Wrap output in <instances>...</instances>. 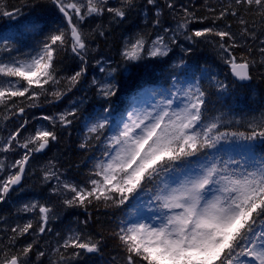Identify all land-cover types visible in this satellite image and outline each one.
Instances as JSON below:
<instances>
[{"label": "snow or ice", "instance_id": "snow-or-ice-1", "mask_svg": "<svg viewBox=\"0 0 264 264\" xmlns=\"http://www.w3.org/2000/svg\"><path fill=\"white\" fill-rule=\"evenodd\" d=\"M147 2L152 5L155 0ZM234 2L249 10L258 9L257 15L264 21V0ZM52 3L67 27H60L45 37L35 55L0 62V107L9 111L16 108L13 114L25 112V107L18 106L16 99H39L40 92L35 88L47 92L45 86L52 87L50 95L56 100L71 91L86 73L89 44L82 23L87 17L103 15L105 10L123 20L125 8H130L133 0H122L121 7L106 9L107 0H52ZM168 7L174 6L169 3ZM208 11L214 13L212 8ZM183 12L184 17L177 27L186 30L196 17L188 8ZM228 12L229 8H223L215 20L225 18ZM0 14L14 15L4 10L2 3ZM159 14L158 10L157 16ZM231 15L236 17L238 11L232 9ZM159 23V19L154 21L156 25ZM239 23L242 38L257 39L256 33L249 31L246 20L241 18ZM35 29L32 21L20 23L8 34L0 35V49L8 51L14 40ZM99 35L105 33L100 31ZM210 35L219 37L222 59L231 76L241 83L251 81L255 60L245 55L238 58L233 53L232 49L241 45L230 31L208 27L193 31L186 38ZM172 42L175 43V39ZM260 44L264 45V40H260ZM68 48L82 64L79 71L66 78V88L61 91L56 89L63 78L57 77L55 58L61 49L67 51ZM145 51L155 58L167 57L171 49L163 36L158 35L149 47L145 37L138 34L125 41L121 56L127 62H136L143 59ZM185 51L191 52V49ZM251 51L249 48L248 55ZM259 52L264 62V47H260ZM174 67L185 68L184 82L173 75L168 88L138 86L126 114L123 109L117 113L111 106L112 97L118 92L117 85L93 79L92 84L97 86L98 95L107 106L100 112L89 113L86 140L103 139L102 155L94 160L83 185L62 181L54 165L44 171L43 180L45 183L56 181L51 192L63 195L66 208L87 210L96 204L130 209L135 218L122 219L118 230L112 233L123 253L124 264H264V154L256 152L257 142L264 145V114L258 122L249 124L251 131L248 133L221 132L223 114L208 118L209 93L201 87V82L210 80L216 87L217 101L221 103H226V96L230 95L228 85L205 69H199L197 75V70L188 69L183 59ZM100 70L103 72L104 68ZM75 115V109L61 113V126L70 125L72 121L68 117ZM42 118L55 127V118ZM27 123L20 124L0 145V153L14 148L25 150L20 159L8 166L0 161V177L9 168L16 170L9 172L6 179L0 178V202L21 183L32 154L43 151L50 142L57 140L55 131L39 127L34 135L30 134L21 142L19 136ZM108 129L112 134L105 136ZM80 147H87V143H81ZM37 208L41 221L39 233L50 231L47 224L51 208L33 202L25 204L22 210L29 212ZM32 228V221L22 227H13L9 244L14 247L17 239L29 234ZM33 247L34 242L16 251L0 247V264H30ZM60 247L65 251L76 249L72 256L79 257L82 252L99 253L101 241L91 237L85 239L75 233ZM44 255L38 252L37 259ZM60 258L63 259V255ZM115 259L113 257V262Z\"/></svg>", "mask_w": 264, "mask_h": 264}, {"label": "trees", "instance_id": "trees-1", "mask_svg": "<svg viewBox=\"0 0 264 264\" xmlns=\"http://www.w3.org/2000/svg\"><path fill=\"white\" fill-rule=\"evenodd\" d=\"M47 2L48 0H0L4 10L16 13V10L19 9L20 14L17 21L11 22L10 27H6L4 31L5 34L12 31L16 26L15 24L18 26L25 21H32L36 25L35 31L29 32L33 33L28 35L30 36V41L27 39L28 36H26V33L23 37L19 38L20 54L22 57H26V55L33 53V51L37 53L39 48L34 49L33 47H37L39 42L45 40V37L50 35L53 31H57L54 26H57V22L60 24L62 22L60 19L61 22L54 21L56 18V16L54 18V8ZM184 2L186 7L193 10L201 20L200 23H195L194 28L197 29L212 24L215 16H218L223 8H229L226 17L216 20V25L220 26L226 21L233 31L239 35L236 42L241 46L232 49L233 53L238 58L241 55H245L249 60H255V64L251 68L252 79L248 86V88L251 87V89H253V92L249 94L247 87L238 86L229 79L226 74L225 65L218 58L217 51L214 50L212 45L208 42L207 37H192L190 44L186 48L191 49V52L185 51L174 57L176 61L175 64H178L183 59L188 69L197 70V75H199V69H205L210 75H215L217 79L228 85L230 95L226 96V103H221L217 101L218 93L216 87L210 80H203L201 82V87L209 93L208 99L210 103L207 106L208 110L206 115L208 118H213L223 114V123L220 126L221 132L248 133L251 131L249 124L258 122L262 114H264V62H262V55L259 52V48L264 47V45L260 44V40H264V21L257 15L258 9L253 7L249 10L247 6L235 5L234 0H184ZM121 6L122 4L119 5V7ZM209 8H212L214 13L209 12ZM232 9L238 11L236 17L231 15ZM162 12L165 13L166 11L162 10ZM134 16L135 15H128V20L132 17L131 22L121 23L129 25L124 33H129L130 30L134 31L137 29L136 26H139L137 15ZM125 17L127 18V16ZM204 17L207 18L201 19ZM241 18L248 22L249 31L255 32L257 39L251 40L246 37H241L242 25L239 23ZM4 22V15L0 14V24ZM96 24L93 31L95 36H97L99 31L119 33L118 39L120 41V38H122L124 34L120 29L117 30L112 28V30H109V19L102 20V22ZM62 25L64 24L62 23L61 26ZM249 48L252 49L250 55H248ZM68 57L65 50L61 49L58 52L55 58L56 74L59 71L58 69H64L63 61ZM58 64H60L59 67ZM174 65L169 66L167 59L151 61L150 63H143L142 61L132 63L128 68V74L125 78L122 77L118 80L119 75H117V80L119 81V83H117L118 92L130 97L136 94L138 86L140 85L158 89L168 88L172 82L173 75L181 82H184L186 79L185 68H175ZM192 79L194 81L195 78L192 77ZM76 131L69 128L64 129L62 131L63 133L58 137L57 148L52 155L54 160L61 165L74 180L84 181L91 170V163L88 158L92 153V147L89 146V142H84L87 143V147L81 148L80 144L82 140L79 136L75 135ZM91 144H95V142L90 143V145ZM256 152L258 155L264 154V145L257 142ZM28 187L36 190L40 189L39 182L35 177L33 180L30 179ZM73 210L74 214L68 216L66 221L60 226L64 228L72 226L78 229L79 234L84 235L85 238L91 237L94 240H100L101 251L95 256L84 255L82 260H74L72 259V254H67V250L59 249V256L56 255L53 258L60 259L61 261H59V264H124L123 253L119 247L118 241L112 236V233L118 230V219L122 213L121 208L104 207L103 205L98 206L93 204L88 207L87 210L84 208H73ZM21 217L22 211L18 209V207H13V209H10V205H2L0 207V247L7 246L12 248L13 251H16L25 246L23 244L27 243L28 239L26 235L19 237L14 247L9 244V238L13 236L11 229L17 225H21ZM85 221H87V223H84ZM62 229L59 228L60 237L64 234ZM53 241L54 240L34 241L30 259L35 260V263L39 260V262H44V264H50L51 261H44V257L37 259L35 253L37 250H41V252L44 251L50 255H54L51 251V244ZM30 243H33V241ZM56 244L59 248L58 241H56ZM61 255H63V259L60 258ZM113 257L116 258L115 262H113Z\"/></svg>", "mask_w": 264, "mask_h": 264}, {"label": "rangeland", "instance_id": "rangeland-1", "mask_svg": "<svg viewBox=\"0 0 264 264\" xmlns=\"http://www.w3.org/2000/svg\"><path fill=\"white\" fill-rule=\"evenodd\" d=\"M110 1H112V3L116 2V0H110ZM141 3H144L143 0H136L130 8H127V12H128V15H135V16L137 15L138 17L143 19V20H139L138 23L148 22V26L144 27L143 31H141V29H139L137 31H133L131 34H129V35H131V37H129V39L135 38L138 34H142L146 39L147 46L150 47L152 44V41L155 40L158 35L163 36L165 39V43H167L169 48L171 49V51L168 55V57L170 59H173V57L176 53L185 51V49L187 48V46L190 44V41H191V40L187 39L186 37L191 36L192 32L196 31V30H203L204 28L213 27L217 30L230 31L233 35L236 36V38L239 37V35L233 31V29L230 27V25L228 23H226V21H224L220 26H217L216 25L217 22L214 19L215 23L212 22V24H210L206 27H200V29L194 28L195 23H200V21H201L196 17V15H195L196 19L192 20V22H190L188 24V27L186 30L185 29H178V27H177L178 23L181 22L182 18L184 17L183 9L187 8L184 0H155V3L152 5L148 4L147 0H145L146 5L144 4V6H140ZM169 3H171L174 7L169 8L168 7ZM115 8H118V6H115ZM158 10H159V13H163L162 10L166 11L165 14L168 12H171V11L175 12V14H177L180 18H176L174 16H172V18H170V17L165 16L164 21H161L158 25H156V24H154V21L156 20ZM189 11L192 12L190 9H189ZM146 13L149 14L148 18H147ZM108 15L110 16V18L114 19L113 21H111V23H114V22L117 23L118 18H114L111 13H108ZM90 18H92V16L87 17L83 23H85L88 26H91L88 23ZM130 18H132V17H130ZM13 19L14 18H12V20ZM109 22H110V20H109ZM130 22H131V20H130ZM94 28L95 27H92L91 30L93 31ZM126 29H127V27H123L122 32H125ZM165 29H167V31H165ZM118 37H119V33H107L106 32L104 35V38H107V42L101 37H97V39L102 44L106 45V43H107V45H110L111 48H113V46L115 44H117V42L119 41ZM206 37L208 39V42L214 48V50L217 51L218 58L222 62H224L222 59L221 50L219 49V43H220L219 37L211 36V35L206 36ZM173 39H175V41H176L175 43L172 42ZM124 44H125V42L122 45L123 47H124ZM123 47L121 48V51L123 50ZM119 57L122 61H125L123 59V57L121 56V52L119 54ZM143 58L149 59V58H153V57H150L148 55L147 51H145ZM155 58H161V57H155ZM111 65H112V61L109 59L89 57V67L86 68V73L84 74V77L82 78V80L80 78V82L77 85L78 86H84V87L92 86L95 88V90H97V86L92 84L93 79L97 80L100 83H110V78L112 76V70L110 69ZM98 68L99 69L104 68V71L102 74L98 73V71H97ZM99 72H102V71L100 70ZM125 73H126V71H125ZM247 90H248L249 94L253 92V89H251V87H249ZM80 101L81 100H79L78 98H76L74 96H70L67 99V102L65 103V105H63L62 108H60V109H55L56 112L53 114H50L49 117L58 118L61 113L71 112L74 109L76 110L77 109L76 107L78 106V103ZM177 103H180V101H177ZM39 127L46 128V122L44 124H36L35 123V124H32L31 126H29V128L25 129V131L21 134V139L24 140L30 134L34 135L35 130ZM86 129L87 128H85L84 130H86ZM11 132H13V130H8L4 135H2L0 137V145H2L3 143H5L7 141V137L11 134ZM11 152H12L11 158H8L7 156H4V155L3 156L0 155V161H2L5 166H8V165L14 163L16 159H20L19 158L20 155L18 154L17 150L15 151V148ZM48 162L49 161L45 160V159H41V161L32 162V164H31V170L32 171L30 172V179L33 180V178L35 177L37 179V181L39 182V184L46 185V190H45L46 192L52 193L51 188L53 185L56 184V181L51 180V181L45 183L43 180L44 173H41V174L39 173V171L41 169H43L45 171L47 168H49ZM55 170H57V169L55 168ZM9 172L14 173L15 169L9 168L8 170H6L3 173V177H0V178L6 179ZM58 174L60 175L62 181H68L62 175V173H60L59 171H58ZM19 193L23 196L22 202L20 203V209L21 210L23 209V206L25 204H31L33 202H38L40 204H44L47 207L52 209V211L49 213V224L51 222L55 221L57 218H59L62 210L65 209L63 206L59 205L58 202H55L54 200L44 196L41 189L36 190V189L32 188L30 190L28 186H25ZM56 196H57L58 201L63 203V195H56ZM45 202H47V203H45ZM25 214L29 218V220L34 219V221H33L34 230L32 231V234L29 235V238L27 239V243H24L23 245L26 246L28 243H30L32 241L33 242L34 241L41 242L42 239H47L48 235H49V234H47V232L38 233L39 225L41 222L40 218H39L38 208L35 211L25 212ZM134 218L135 217L131 214L129 219H134ZM29 220H28V222H29ZM25 222L27 223V220H25ZM49 224H47V226ZM38 252L39 251H37L35 253V255H37ZM56 261H61V260L55 258L54 262H56Z\"/></svg>", "mask_w": 264, "mask_h": 264}, {"label": "bare ground", "instance_id": "bare-ground-1", "mask_svg": "<svg viewBox=\"0 0 264 264\" xmlns=\"http://www.w3.org/2000/svg\"><path fill=\"white\" fill-rule=\"evenodd\" d=\"M136 0H133V3L135 2ZM111 1L110 0H107V3L106 4H110ZM132 3V4H133ZM119 5V4H118ZM140 6H144V3H141ZM194 14L195 12L193 10H191ZM104 12H107L106 10ZM196 15V14H195ZM170 17L172 18V16L176 17V18H180L179 16H177V14H175V12H168V13H160L159 16H156V19H159V21H164V17ZM196 17L200 20L199 16L196 15ZM109 20H110V23H109V26H108V29L109 30H112V28H115V29H120L122 31L123 27H129L128 24H117V23H111V21H113L114 19L110 18V17H107ZM98 22H102V21H93L92 18L89 19V24L91 26H88L86 25L85 23H82L81 25V28H82V31L84 32V34L86 35L87 39H88V44H89V49L86 53V56L88 57H92V58H103V54L105 51H109L111 52L112 54H116L115 55H119L120 52H121V44L124 43L126 40L129 39V37H131V35H129V33L131 32V30L129 31V33H124L122 38H120V41L117 43V45L115 44L113 46V48H111L110 45H104L102 44L101 42L99 41H93L91 42L92 40H90V37L92 36H95L94 34H89V32L91 31V28L92 27H96V23ZM118 22V20H117ZM17 26V24H15ZM60 27H64L66 28L67 25H62L60 23L57 22V26H54V28L56 30H59ZM100 32V31H99ZM106 33V32H104ZM29 34H33V33H29L27 32L26 33V36H28ZM99 35V34H97ZM100 36V35H99ZM27 39L30 41V36L27 37ZM44 41H41L38 43L37 47H33L34 49L35 48H40L41 44L43 43ZM19 44H20V41L19 39L17 40H14L11 44V48L8 50V51H5L3 49L0 50V62H8L10 61L11 59L13 58H18V59H24L25 57H22L21 54H20V47H19ZM69 53L72 55L73 59H77L78 56H76L75 54H73L69 48ZM32 55H35V51H33ZM64 62V69H58L59 71L57 72V75L58 76H61L63 78H67L71 75L74 74V70H79V66H74L75 65V62L71 59V58H66ZM108 64V63H107ZM119 64H121V67L124 68L126 67L127 65H125V61H122L120 60L119 61ZM60 66V64H58V67ZM125 74H128V71H126ZM113 78L117 79V76H113ZM264 80V79H263ZM45 88L48 89L47 92H43L41 91L40 92V96H39V99L38 100H35L37 101L38 103L42 104V105H45L46 102H47V97H51L52 95H50V92L53 91L54 89L50 86H45ZM65 87H60V86H56V89L58 90H65L64 89ZM69 92L72 96L78 98L79 100L83 101L84 103L86 104H90L92 101H93V97L91 95V93L89 92V90L84 87V86H75L74 88L71 89V91H67ZM117 93H121V92H117ZM123 94V93H122ZM16 103L22 105L24 103V100L23 98H18L16 99ZM86 107L84 106L83 109H85ZM31 120V119H29ZM12 123L16 126V124L18 125L17 122H12L11 118H9L8 116H5L3 118H1L0 120V131L2 130H7L8 128H10L12 126ZM50 147H53L52 145ZM47 152H49V149L45 148L43 153L46 154ZM46 160H49L48 158H46ZM63 173H66V170H63L62 171ZM20 200L18 198H14L12 200V203L13 204H17ZM2 206V205H1ZM0 206V207H1ZM5 206V205H3ZM52 247V246H51ZM30 264H37L35 263L34 261H30Z\"/></svg>", "mask_w": 264, "mask_h": 264}, {"label": "flooded vegetation", "instance_id": "flooded-vegetation-1", "mask_svg": "<svg viewBox=\"0 0 264 264\" xmlns=\"http://www.w3.org/2000/svg\"><path fill=\"white\" fill-rule=\"evenodd\" d=\"M143 2H144V4H145V0H143ZM95 19H98V18H95ZM91 31H92V30H91ZM91 31H90V32H91ZM91 34H94V33L91 32ZM98 34H99V32H98ZM97 37H101V38H103V39L107 42V38H104V36H99V35L90 37V40H92V42H93V41H98ZM106 45H107V43H106Z\"/></svg>", "mask_w": 264, "mask_h": 264}, {"label": "water", "instance_id": "water-1", "mask_svg": "<svg viewBox=\"0 0 264 264\" xmlns=\"http://www.w3.org/2000/svg\"><path fill=\"white\" fill-rule=\"evenodd\" d=\"M229 73H230V75H231V72H230V70H229ZM231 78L236 82V83H239V84H245V83H248V82H243V83H241V82H239V81H236L232 76H231ZM42 152V151H41ZM18 186V185H17ZM17 186H14V187H17Z\"/></svg>", "mask_w": 264, "mask_h": 264}]
</instances>
